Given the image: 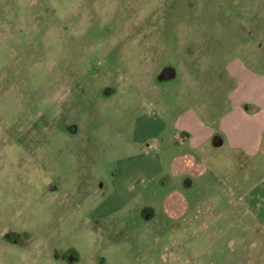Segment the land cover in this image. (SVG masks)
<instances>
[{
    "label": "rangeland",
    "instance_id": "1",
    "mask_svg": "<svg viewBox=\"0 0 264 264\" xmlns=\"http://www.w3.org/2000/svg\"><path fill=\"white\" fill-rule=\"evenodd\" d=\"M253 58L264 0H0V264H264V151L175 128Z\"/></svg>",
    "mask_w": 264,
    "mask_h": 264
},
{
    "label": "crops",
    "instance_id": "2",
    "mask_svg": "<svg viewBox=\"0 0 264 264\" xmlns=\"http://www.w3.org/2000/svg\"><path fill=\"white\" fill-rule=\"evenodd\" d=\"M240 64V67L236 62L227 65V76L234 78L239 85L228 94L230 105L218 118L204 123L193 109L186 116H177L175 128L180 136L179 145H189L190 149L199 150L211 142L214 148L222 149L227 145L230 150L243 153L249 158L264 151V60L253 58L252 65L250 62ZM255 64L259 67H254ZM256 126L259 128L258 132L255 130ZM163 129H168L166 123L161 126L160 133ZM159 152L161 158L158 156ZM159 152L155 156L150 154L154 161L157 157L159 159L158 175L162 173L165 160L164 149ZM165 154H168L167 148ZM150 179L147 183H150ZM147 186L142 179L129 181L127 186H123L129 189L126 194L129 197L126 198H130V194L136 196L147 189Z\"/></svg>",
    "mask_w": 264,
    "mask_h": 264
},
{
    "label": "flooded vegetation",
    "instance_id": "3",
    "mask_svg": "<svg viewBox=\"0 0 264 264\" xmlns=\"http://www.w3.org/2000/svg\"><path fill=\"white\" fill-rule=\"evenodd\" d=\"M202 201H206L205 198ZM145 208H146V206H145ZM96 219L98 220L97 222H100V219H98V218H96ZM148 220L150 221L151 219H148ZM76 260L79 262L80 261L79 257H75L74 255H64L63 260H60V262H63V263L75 262Z\"/></svg>",
    "mask_w": 264,
    "mask_h": 264
},
{
    "label": "water",
    "instance_id": "4",
    "mask_svg": "<svg viewBox=\"0 0 264 264\" xmlns=\"http://www.w3.org/2000/svg\"><path fill=\"white\" fill-rule=\"evenodd\" d=\"M168 76V75H167ZM187 185H188V183H187Z\"/></svg>",
    "mask_w": 264,
    "mask_h": 264
}]
</instances>
